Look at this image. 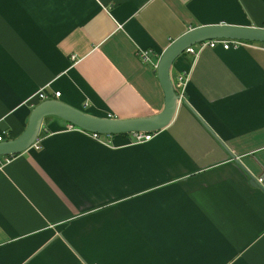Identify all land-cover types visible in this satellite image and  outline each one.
<instances>
[{
    "label": "crops",
    "instance_id": "1",
    "mask_svg": "<svg viewBox=\"0 0 264 264\" xmlns=\"http://www.w3.org/2000/svg\"><path fill=\"white\" fill-rule=\"evenodd\" d=\"M214 24L264 27V0H0V133L24 130L40 88L97 117L157 114L153 64ZM179 75L185 102L147 141L44 119L0 168V264H264V190L230 155L264 186V43L182 52Z\"/></svg>",
    "mask_w": 264,
    "mask_h": 264
},
{
    "label": "water",
    "instance_id": "2",
    "mask_svg": "<svg viewBox=\"0 0 264 264\" xmlns=\"http://www.w3.org/2000/svg\"><path fill=\"white\" fill-rule=\"evenodd\" d=\"M209 39H233L264 43V27L228 24L202 25L188 29L170 42L161 52L155 67L156 75L164 94V105L160 112L149 117H97L57 99L49 98L42 100L31 109L27 124L21 133L15 138L0 142V156H12L31 147L44 126V119L49 116L59 117L82 130L99 134L111 135L160 130L171 121L179 99V95L175 92L170 76V67L173 61L184 52L186 47ZM180 100L185 102L183 98H180ZM201 121L208 128L203 120ZM211 133L217 138L212 131ZM230 155L248 174L250 184L264 190V186L260 183L261 178H256L243 167L240 160L235 158L233 154L230 153Z\"/></svg>",
    "mask_w": 264,
    "mask_h": 264
},
{
    "label": "built area",
    "instance_id": "3",
    "mask_svg": "<svg viewBox=\"0 0 264 264\" xmlns=\"http://www.w3.org/2000/svg\"><path fill=\"white\" fill-rule=\"evenodd\" d=\"M244 41L241 40H233V39H209V40H204L201 42H198L194 45H190L184 49V52H188L192 55H195L198 50H200L202 47L208 46V47H215L220 45L224 49H228L231 47H237L241 44H244ZM138 56L143 62L149 63L151 62V51L149 49H141L138 51ZM154 67H156V64H153ZM173 87L175 89V92L179 95L178 102H180V98H183V91H184V86L186 83V79L184 75H179L176 77L175 80L172 81ZM60 94L59 91L54 92V96L58 97ZM35 98H37L40 101L49 99L48 96L45 94L44 89L40 88L38 92L34 95ZM32 100V98H30ZM46 134V129L43 127L41 132L38 134L37 138L31 145V147L38 148L39 147V140ZM90 136H92L96 140H102V137L105 136V134H99V133H94V132H89ZM107 135V134H106ZM133 138L135 141L138 142H143L147 141L152 137V132H133L132 133ZM5 140L4 138V133H0V142ZM11 159L10 155H1L0 156V168L6 163H8Z\"/></svg>",
    "mask_w": 264,
    "mask_h": 264
},
{
    "label": "trees",
    "instance_id": "4",
    "mask_svg": "<svg viewBox=\"0 0 264 264\" xmlns=\"http://www.w3.org/2000/svg\"><path fill=\"white\" fill-rule=\"evenodd\" d=\"M244 42H248V43H254V42H250V41H244ZM74 126V125H73ZM122 134H125V133H122Z\"/></svg>",
    "mask_w": 264,
    "mask_h": 264
}]
</instances>
